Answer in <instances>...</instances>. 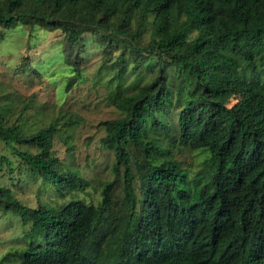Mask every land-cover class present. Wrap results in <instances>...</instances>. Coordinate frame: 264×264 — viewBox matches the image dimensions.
<instances>
[{"label": "trees", "instance_id": "16d2710c", "mask_svg": "<svg viewBox=\"0 0 264 264\" xmlns=\"http://www.w3.org/2000/svg\"><path fill=\"white\" fill-rule=\"evenodd\" d=\"M18 23L60 30L76 73L93 35L121 114L98 122L114 161L95 202L78 195L90 181L54 153L58 121L0 125L39 190L76 195L32 206L0 183V207L30 224L16 264H264V0H0V25ZM129 74L136 87L122 92ZM173 119L179 143L207 151L196 192L151 137ZM2 165L13 172L4 155Z\"/></svg>", "mask_w": 264, "mask_h": 264}, {"label": "rangeland", "instance_id": "374dc122", "mask_svg": "<svg viewBox=\"0 0 264 264\" xmlns=\"http://www.w3.org/2000/svg\"><path fill=\"white\" fill-rule=\"evenodd\" d=\"M87 42L81 71L76 73L64 61L60 30L47 31L40 26L21 23L14 28L0 25V125L22 124V131L28 132L54 119L58 121L60 133L54 139V153L65 167L90 181L92 185L78 195L95 202L99 198V183L113 176L111 165L114 161L111 150L100 142L105 131L98 122L121 113L109 99V91L113 90L109 83L113 70L110 64L102 65L104 52L95 37L88 35ZM136 80L135 75L129 74L121 82V91H133ZM172 121L169 134L163 130L151 131V137L180 161L187 173L184 187L196 192L207 180L206 172L199 173L207 151L179 143L177 122ZM14 145L19 149L37 150L34 146ZM69 145L71 150L67 149ZM0 155L10 160L13 168L10 173L7 165L0 166V183L11 186L23 203L35 206L42 198L61 206L69 198H76L69 192L61 197L51 190L50 196L39 190L40 181L27 173L21 159L1 140ZM9 177L19 180L12 184ZM115 194L119 195V186ZM29 226L19 215L5 213L0 207V261L9 254L0 264L18 262L13 249L26 245L25 232Z\"/></svg>", "mask_w": 264, "mask_h": 264}]
</instances>
